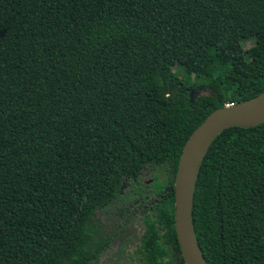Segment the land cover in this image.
<instances>
[{
    "label": "trees",
    "instance_id": "16d2710c",
    "mask_svg": "<svg viewBox=\"0 0 264 264\" xmlns=\"http://www.w3.org/2000/svg\"><path fill=\"white\" fill-rule=\"evenodd\" d=\"M244 38L260 52L234 50ZM263 89L264 0H0V264H89L95 211L149 163L168 179L143 219L146 264H183L182 145ZM191 220L207 264H264V121L211 139Z\"/></svg>",
    "mask_w": 264,
    "mask_h": 264
},
{
    "label": "rangeland",
    "instance_id": "374dc122",
    "mask_svg": "<svg viewBox=\"0 0 264 264\" xmlns=\"http://www.w3.org/2000/svg\"><path fill=\"white\" fill-rule=\"evenodd\" d=\"M254 47L251 38L233 44V49ZM172 70L181 76L183 70L175 64ZM200 92H205L201 89ZM168 179L166 166L149 163L134 179H125L117 196L105 207L95 211L97 230L105 241L104 248L89 264H146L143 245L145 216L153 217L149 208L156 193L165 188Z\"/></svg>",
    "mask_w": 264,
    "mask_h": 264
},
{
    "label": "water",
    "instance_id": "95a60500",
    "mask_svg": "<svg viewBox=\"0 0 264 264\" xmlns=\"http://www.w3.org/2000/svg\"><path fill=\"white\" fill-rule=\"evenodd\" d=\"M193 92H189L192 101ZM264 121V89L256 95L210 111L184 141L173 178V225L183 264H207L195 238L191 206L194 182L211 139L229 126L250 127Z\"/></svg>",
    "mask_w": 264,
    "mask_h": 264
},
{
    "label": "built area",
    "instance_id": "2783aa9c",
    "mask_svg": "<svg viewBox=\"0 0 264 264\" xmlns=\"http://www.w3.org/2000/svg\"><path fill=\"white\" fill-rule=\"evenodd\" d=\"M231 104H225V107H228V106H230Z\"/></svg>",
    "mask_w": 264,
    "mask_h": 264
}]
</instances>
